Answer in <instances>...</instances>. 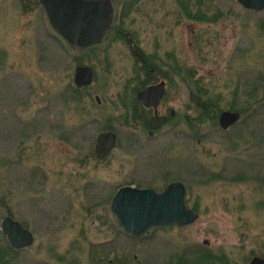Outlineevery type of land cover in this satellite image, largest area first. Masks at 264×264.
I'll use <instances>...</instances> for the list:
<instances>
[{"label":"rangeland","instance_id":"rangeland-1","mask_svg":"<svg viewBox=\"0 0 264 264\" xmlns=\"http://www.w3.org/2000/svg\"><path fill=\"white\" fill-rule=\"evenodd\" d=\"M125 1L122 21L85 50L51 28L38 0H0V225L9 215L34 234L30 246L9 253L0 226V264H104L83 247L113 237V193L128 184L160 190L167 179L187 184L198 217L137 238L121 228V264H180L176 257L186 253L181 264H190L196 255L187 251L204 242L227 264L264 255V9L202 0L222 14L211 22L186 16L183 0ZM188 1L197 12L198 0ZM121 30L132 32L134 45ZM79 65L94 76L77 91ZM135 76L164 79L161 111L175 110L153 138L123 101L131 102L135 83H127ZM199 100L214 102L218 116L241 117L226 130L218 119L198 121ZM104 130L119 138L99 159L94 143Z\"/></svg>","mask_w":264,"mask_h":264},{"label":"water","instance_id":"water-1","mask_svg":"<svg viewBox=\"0 0 264 264\" xmlns=\"http://www.w3.org/2000/svg\"><path fill=\"white\" fill-rule=\"evenodd\" d=\"M246 9L261 11L264 0H238ZM51 28L72 48L86 49L98 44L110 27L113 19L111 0H39ZM94 73L91 67L79 65L73 73V84L82 88L92 82ZM165 94V86L150 85L138 92L137 97L146 106L155 105ZM99 100L98 96L96 97ZM174 110H171V114ZM241 117L239 111L223 110L218 116L222 129L229 128ZM167 115L153 116L150 127L165 124ZM114 131H101L95 140V151L103 157L114 148ZM185 189L181 182H173L162 192L152 188H139L122 185L114 193L111 208L122 226L131 236H141L147 231L169 225H186L198 217L192 209L186 207ZM1 229L8 237L10 245L20 248L33 240L32 232L9 215L1 221ZM248 264H264V258H254Z\"/></svg>","mask_w":264,"mask_h":264},{"label":"flooded vegetation","instance_id":"flooded-vegetation-1","mask_svg":"<svg viewBox=\"0 0 264 264\" xmlns=\"http://www.w3.org/2000/svg\"><path fill=\"white\" fill-rule=\"evenodd\" d=\"M113 2L111 0L112 6H113V10H114L113 19H112V22H111L110 27L105 31L104 37L112 29L113 24L117 20H119L121 22L123 16L126 14L125 13V9H126L127 3H126L125 0H118V1H113ZM120 32H121V34H123V36H125V38L127 39V41L129 43L132 42V45H134V41H133L134 38H133L132 32H130L128 30H126V31L125 30H121ZM104 37H103V39H104ZM88 48H90V47H88ZM131 50L133 52V55L136 57L137 62L142 63L146 67L145 69L148 70L149 76H151L153 74L156 75V73H157L156 72V68L153 65H150L147 62V57L145 56V54H143L142 50H140L138 47H131ZM135 77L134 78H131L130 80H128V83H127L128 86H129V84L135 83L132 86V88H133L132 98L129 96V98L131 99V102H130V104L128 103V101H127V98H128L127 95H124L123 96V97L126 98V99L124 98L123 101H124V104L127 107H130V113L132 115L131 117H133L135 119V122L145 123L146 129H147V136L149 138H153V137H155L158 134L159 130H161L164 127V125L169 121L170 117L175 115V110H174V113L173 114H171V110H173V109L170 110L169 114H164V112L161 111V108H162V105H163V101H164V97H165V95L167 93V84L164 81V79H158V80L156 79L155 81H152V80H149L148 78L145 79V78H141V77L139 78L138 76H135ZM159 84L163 85V87L165 86V94L163 93V95L161 96V98H159L158 102L155 105H153V104L150 105V106L144 105L142 103V101L137 97L138 92H140L141 90H143L147 86H150V85H159ZM127 85H126V87H127ZM86 86H88V85H86ZM86 86H84L82 88H85ZM96 97L97 96H95V99H96ZM96 101L99 103L100 102V99L99 100L96 99ZM164 115H167V117H168V120H167V122L165 124L163 123L162 125H159V126H156V127H153V128L150 127V119L153 116H164ZM104 131H113V130H104ZM115 134H116V144H117L119 137H118V134L116 132H115ZM95 140H96V138H95ZM116 144H115L114 148L116 147ZM113 149H111L109 152H107L106 155H104L103 157H98L97 154H96V151H95V143H94V153H95L94 156H96L99 159H104L106 156H108V154ZM173 182H181L184 185V189H185V194H184V196H185L184 197V199H185V205H186V207L192 209L196 213L195 209L189 207L188 204H187V202H186L187 184L184 181H181L179 179H175V180L167 179V183L165 184V187H163L160 190H156L155 188L149 187V186H148V188H152V189H154V190H156L158 192H162V191H164L165 188H167V186L169 184H171ZM139 188H147V187H139ZM117 189H116V191H117ZM114 193H113V195H114ZM113 195H112V197H113ZM112 197H111V200H112ZM110 209L112 211L111 202H110ZM112 213H113L115 219L117 220V228L115 229V231L113 233V237L112 238H108L106 241H103V242H91V243L86 242L85 245H84V247H83V249H84V253H87V257H91L92 259L94 258L95 260L97 259V261L100 262V263H104V264H121L122 259H121L120 247H119L120 242H119L118 239H116V237L119 236V233H120V230H121L122 226L119 223V221L116 218V216H115V214H114L113 211H112ZM196 214H198V213H196ZM186 225H188V224H186ZM169 226H171V225H169ZM23 227H25V226H23ZM25 228H27V227H25ZM161 228L164 229V227H161ZM152 230L147 231L145 234H143L141 236H131V235L126 234L124 231L123 232L127 236H129L131 238H137V237H143V236L147 235ZM2 233H3V231H2ZM32 234H33V232H32ZM3 235L5 236V239L7 240L8 244H9L8 246L11 248L10 250L8 248L6 249L9 253H10V251L12 252V251L22 250V249H24V248H26V247H28V246H30L32 244L31 243L30 245H27V246H24V247L15 248L12 245H10V243L8 241L7 235L5 233H3ZM33 241H34V234H33V240H32V242ZM204 244L205 245H204V248L203 249H200V250L198 249V250H194V251H190L189 250L187 252H189L190 254L196 255V257H195L196 259H198L200 257V254H202V253H204L203 255H206V254L213 255L215 258L216 257L218 258V260H216V263L218 262L220 264H227L224 255H216V254L212 253L208 249V246H206V245H208V242H204ZM162 246L164 247V242H162ZM72 248H77V243L75 245H71L70 250ZM1 252L2 253L4 252L3 249L1 250ZM71 252H72V250H71ZM94 252L97 253L96 256L94 255ZM3 254L5 256L6 255V251ZM187 255H189V254L186 253V254H182L181 256H177L176 257V261L177 262H180L181 261V263L184 262V260L186 259L185 257H188ZM134 256L136 257L137 255L135 254ZM254 258H261V259H263L264 258V255H253V256L250 257V259L248 261H246L245 264H248ZM6 260L7 259H5V261ZM201 264H215V263H201Z\"/></svg>","mask_w":264,"mask_h":264},{"label":"trees","instance_id":"trees-1","mask_svg":"<svg viewBox=\"0 0 264 264\" xmlns=\"http://www.w3.org/2000/svg\"><path fill=\"white\" fill-rule=\"evenodd\" d=\"M196 3L198 6L197 12H191L189 10V8H190L189 1L188 0L181 1L180 4L183 7V9L185 10L186 16L191 17L193 19L200 20V21H211V22H213V21L217 20V18L222 15L219 11L215 12L212 15L210 12H208L206 10V8L203 9L202 8V3H203L202 0H198V2H196ZM92 48H94V46L87 48L85 50H91ZM77 61L79 64H82L80 58H77ZM177 73H180V71H178ZM75 90L80 91L82 89L76 88ZM74 94H76V93L74 92ZM214 104L215 103L212 102L211 100H199V101H197L196 107H198L199 111L197 113L196 120L202 121V120L208 118L210 120L216 121L218 119V114H215V110L213 109ZM231 108H235V106H232ZM188 117L191 118L190 116H188ZM108 128L111 129L112 127L109 125ZM203 254L204 253L200 254V257L198 259H196V261H194L193 263H190V264L214 263V261L218 260V258L217 257L215 258L213 255H209V254L203 255Z\"/></svg>","mask_w":264,"mask_h":264}]
</instances>
